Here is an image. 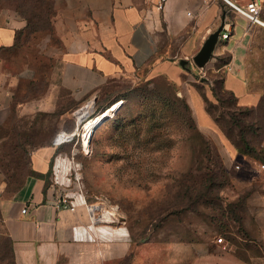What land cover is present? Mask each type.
Returning <instances> with one entry per match:
<instances>
[{"label":"rangeland","instance_id":"obj_1","mask_svg":"<svg viewBox=\"0 0 264 264\" xmlns=\"http://www.w3.org/2000/svg\"><path fill=\"white\" fill-rule=\"evenodd\" d=\"M63 6L58 0H0V16L25 22L19 63L30 61L36 67L44 79L39 91L46 88L56 54L65 49L66 29L57 26ZM261 16L264 21V2ZM185 59L192 66L193 57ZM231 61L230 54L223 55L207 70L194 63L201 73L186 77L204 99L213 129L200 126L188 97L165 79H121L108 86L120 99L102 113L104 126L95 121L89 139L76 136L65 143L68 151L54 158L49 184L55 195L89 209L99 206L94 213L90 210L103 218L96 223L123 227L132 246L127 264H215L216 246L246 244L237 248L245 257L249 242L258 240L256 214L264 215V173L235 165L242 155L264 163V26L255 25L239 62L248 90L262 98L257 105L240 106L222 88ZM82 114L81 135L86 122L100 116ZM6 168L0 167V192L10 195L26 173ZM106 212L109 219L104 220ZM221 236L222 244L217 242ZM256 253L261 252L251 251ZM10 263L6 245L0 264Z\"/></svg>","mask_w":264,"mask_h":264},{"label":"crops","instance_id":"obj_2","mask_svg":"<svg viewBox=\"0 0 264 264\" xmlns=\"http://www.w3.org/2000/svg\"><path fill=\"white\" fill-rule=\"evenodd\" d=\"M62 1L57 26L66 29L65 49L56 54L44 91L37 90L44 79L36 67L30 61L19 63L23 51L16 46L17 33L25 22L0 16V156L24 157L12 170L27 172L13 193L0 192V251L7 245L10 264H127L132 249L128 232L96 223L83 203H73L75 210L58 207L56 190L49 184L54 158L68 151L65 143L76 136L83 140L84 119L77 110L91 115L114 103L119 92L108 91V86L121 79L136 83L163 78L182 89L200 126L213 129L204 99L186 81L189 72L199 75L201 70L180 62L191 59L223 26L212 58L231 55L225 87L240 106H255L261 96L248 90L239 64L255 25L227 0H167L164 9L157 8L159 0ZM230 1L245 6L250 0ZM214 60L206 70L214 68ZM241 158L237 169L248 165L264 173V163ZM2 185L0 180V191ZM257 214L258 240L249 242L250 254L237 253L246 244L218 245L215 264H264V215Z\"/></svg>","mask_w":264,"mask_h":264},{"label":"built area","instance_id":"obj_3","mask_svg":"<svg viewBox=\"0 0 264 264\" xmlns=\"http://www.w3.org/2000/svg\"><path fill=\"white\" fill-rule=\"evenodd\" d=\"M167 0H159L158 4H157V8L158 9H164V6L166 4ZM232 7L239 13L241 14L243 17H245L247 19V21L249 22L250 25H263L264 26V21L261 17V13H262V2L260 0H250L247 5L245 6H241V5H237L234 2H231L230 0H227ZM224 38H228L229 34L228 33H224L223 34ZM264 167V165L262 166ZM57 206L58 207H67L71 210H75L76 206L71 202L70 199H68L65 196H59L57 197ZM92 212L93 210L90 209ZM23 212H27V208H24L22 210ZM94 213V212H93ZM95 215H93V219L99 220V221H103V218H96L94 217ZM110 216H115L112 213H110ZM104 220H106L105 216H104ZM112 221H115L114 218H112ZM217 242L222 244L223 242V237H219L217 239Z\"/></svg>","mask_w":264,"mask_h":264},{"label":"water","instance_id":"obj_4","mask_svg":"<svg viewBox=\"0 0 264 264\" xmlns=\"http://www.w3.org/2000/svg\"><path fill=\"white\" fill-rule=\"evenodd\" d=\"M223 30V26H221L215 32L210 34L200 50L193 56V61L198 67L205 68L208 62L212 59L214 49ZM188 62V60L183 59L181 60L180 64L182 67H187ZM77 113H83V109L77 110ZM105 121L106 119H103L100 121V124Z\"/></svg>","mask_w":264,"mask_h":264},{"label":"trees","instance_id":"obj_5","mask_svg":"<svg viewBox=\"0 0 264 264\" xmlns=\"http://www.w3.org/2000/svg\"><path fill=\"white\" fill-rule=\"evenodd\" d=\"M22 30H23V28L22 29H20L19 31H18V33H17V39H18V42H17V44H16V46H19L20 47V45H21V42H20V32H22ZM219 59H221V58H219ZM53 63V62H52ZM52 65V64H51ZM224 82H225V77L223 78V86H222V88L225 90V91H227L228 93H230L234 98H235V100L238 102V98H237V96L235 95V93L234 92H232L231 90H228V89H226V87H225V84H224ZM168 84L170 85V86H172V87H176L175 85H173V84H170L169 82H168ZM215 92V91H214ZM216 96H217V94H216ZM119 99L120 98H118V99H115V101H114V103H112L111 105H109L108 107H104V108H98L94 113H95V115L96 116H98V115H100V114H102V113H104L105 111H107L108 109H110L112 106H113V104H115L116 102H118L119 101ZM261 99L262 98H260V101H261ZM259 101V102H260ZM121 107H120V105H119V107L118 108H116V109H114L112 112H110L108 115H107V117L111 114V115H114L115 113H117V111H118V109H120ZM106 118V117H105ZM111 118H113V116L111 117ZM110 119V118H109ZM108 119V120H109ZM107 121V120H106ZM13 146L14 145V142H12V143H6L5 144V146L6 147H8V146ZM2 157H7V158H3V162L1 161V159H2ZM22 159V162H24L23 160H24V157H17V156H9V155H4V156H1L0 157V167H1V165H6V166H8V168H6L5 170H12V168L13 167H9L10 165H12V164H15L16 162L17 163H19V161ZM12 171H18V170H12ZM21 172H24V171H21ZM25 173H27V172H25ZM26 175V174H25ZM24 175V176H25ZM24 176H23V178H24ZM23 181V180H22ZM22 183V182H21ZM21 185V184H20ZM20 185H19V187H20ZM18 187V188H19ZM17 188V189H18ZM16 189V190H17Z\"/></svg>","mask_w":264,"mask_h":264},{"label":"bare ground","instance_id":"obj_6","mask_svg":"<svg viewBox=\"0 0 264 264\" xmlns=\"http://www.w3.org/2000/svg\"><path fill=\"white\" fill-rule=\"evenodd\" d=\"M79 115L83 117V114H82V113H80ZM104 117H106V116H104V114H100V116H99L100 119H99V118H94V119H92V120H88V121L86 122V124H85V126H84V130H83V132H84V133H83V136H84L85 139H89L92 129H93L94 126L97 124V123H96L97 120H98V123H99L101 120L104 119ZM95 121H96V122H95ZM90 209H92L93 212H95V211H97V210L100 209V208H99V206H93V207L90 208ZM107 214H108V213L106 212V213L104 214V216H105V218L109 219Z\"/></svg>","mask_w":264,"mask_h":264}]
</instances>
